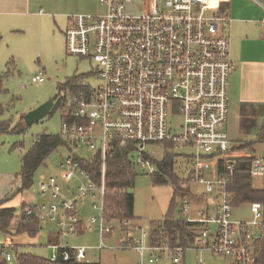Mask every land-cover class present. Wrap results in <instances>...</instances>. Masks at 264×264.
<instances>
[{
    "label": "built area",
    "instance_id": "built-area-1",
    "mask_svg": "<svg viewBox=\"0 0 264 264\" xmlns=\"http://www.w3.org/2000/svg\"><path fill=\"white\" fill-rule=\"evenodd\" d=\"M103 11L68 16L65 31L69 54L94 61L102 84L96 91L80 93L72 101V111L63 122L61 139L68 145L88 146L101 157V184L96 185L76 156L60 164L79 181L77 194L69 195L56 177L41 183V194L58 202L27 204L22 211L27 221L55 222L59 243L51 244V262L86 258L85 248L74 249L67 238L79 231L78 197L90 195L101 200L100 245L113 229L104 214L107 157L113 144L129 147L136 166L150 174L157 172L153 144L176 149L189 148L193 169L181 182L206 208L197 211L193 224L195 243L190 248L135 243L132 231L121 242L140 255V264L159 263L169 254L172 264H182L188 249L207 250L230 258L233 264H260L264 249V205L250 204L252 217H233L234 206L228 185L240 159H251L252 179L264 177V151L252 154L233 143L225 130L228 122L229 77L236 64L230 57V42L224 30L230 18L222 5L226 0H99ZM264 30V22H263ZM45 81L40 72L32 78ZM75 120H79L77 122ZM204 189L200 193L196 186ZM181 214L191 212V199H180ZM94 209H98L96 202ZM130 221L123 226L128 228ZM138 229V225H134ZM11 238L0 240V252L12 260ZM73 251V252H72ZM200 264H205L203 261Z\"/></svg>",
    "mask_w": 264,
    "mask_h": 264
},
{
    "label": "rangeland",
    "instance_id": "rangeland-1",
    "mask_svg": "<svg viewBox=\"0 0 264 264\" xmlns=\"http://www.w3.org/2000/svg\"><path fill=\"white\" fill-rule=\"evenodd\" d=\"M32 4L28 13L9 16L0 26V105L5 112L0 115V121H6L12 128L22 126V131L0 134V202L6 200L4 207L16 209V215L20 219L23 204L36 205L39 203L58 202L50 196L41 194V183L51 177H56L63 190H70L69 195H76L79 181L68 176L60 164L68 158L77 156L81 160L92 162L97 155L96 150L88 146L60 145L48 156L45 163L35 172L33 185L26 190L17 193L21 185L20 174L22 172L23 155L29 152L37 136L50 134L61 136L63 131L64 117L68 113V107L75 97L69 87L63 88L69 81L76 87L84 90L96 91L102 84L97 74L98 65L86 58H79L68 53L66 48L65 31L68 25V16L79 13H99L103 6L99 0H31ZM225 12V10L223 9ZM231 22L224 30L231 33L230 56L237 53L238 45L232 39L234 28L239 26L238 21L242 19L257 20L264 17V0H228L226 10ZM15 17V18H14ZM5 19V18H4ZM255 23V22H254ZM236 31V30H235ZM243 33L245 31L241 30ZM255 42L249 49L258 52L264 48V42ZM246 47L248 46L245 44ZM40 72L44 74L45 81L42 83L33 82L32 78ZM231 96H232V81ZM238 89V85L235 87ZM63 100V106H57L40 120L28 126L22 119L30 111L38 108L49 100L55 103ZM229 121L225 129L229 133L233 143L239 141L253 142L257 139V127L264 125V102L256 109L251 110L245 123L241 119L238 108L232 107ZM233 110V111H232ZM245 124V126H242ZM243 127V128H242ZM245 128V130H244ZM257 152L263 151V144L256 141ZM156 150L158 155L154 159V165L159 171L158 163L163 162L167 154L174 155L173 169L171 174L183 182L189 172L193 169L194 161L191 158L192 150L189 148L176 149L161 144H153L148 151ZM135 181L130 192L135 197L134 219L128 228L121 222L112 221L105 224V227L113 229L111 236L105 238L107 249H98L100 245L99 224H92V219H100L101 200L94 201L89 196L78 197L76 201L77 216L81 222L82 232L68 237L67 242L71 248H85L86 258L84 262L93 264H140V255L133 248H123L121 242L127 237L128 229L132 231V238L135 243L148 242L143 233H149L150 229L162 223L165 216L172 211L176 219L196 218L197 211L205 208L206 201L198 202L192 200L191 212L181 214L180 199H175V188L171 183L169 174H163L166 182L156 184L154 176L146 170L136 166ZM253 187L264 189V177H255ZM196 189L203 193L201 186ZM72 193V194H71ZM176 200V201H175ZM96 202L98 209H94ZM174 202H177L174 207ZM21 211V212H20ZM233 217L239 220H248L252 217L250 205L244 204L234 207ZM17 218V217H16ZM12 222L11 228L17 227L16 220ZM18 221V220H17ZM138 225V229H134ZM40 232L31 237L27 234L14 236L16 248L10 251L12 260L7 264H18L16 254L31 253L39 257L50 259L53 254L51 243H59L54 237L53 242L49 239V233L59 235V228L55 222L41 224ZM7 236V235H6ZM9 236V237H8ZM7 238L10 239L11 235ZM3 237H0V240ZM15 246V244H14ZM148 254L145 263L148 264ZM230 264L231 259L214 255L207 250L188 249L183 256L184 264ZM172 264L169 254H165L159 263Z\"/></svg>",
    "mask_w": 264,
    "mask_h": 264
},
{
    "label": "trees",
    "instance_id": "trees-1",
    "mask_svg": "<svg viewBox=\"0 0 264 264\" xmlns=\"http://www.w3.org/2000/svg\"><path fill=\"white\" fill-rule=\"evenodd\" d=\"M2 37L0 36V41ZM1 83V80H0ZM69 87L73 90V96H76L82 92L89 93L90 90H84L81 87L73 85L72 81H69L63 88ZM1 89V87H0ZM63 106V100L59 99V102L55 103V107ZM69 111H72L71 103L68 107ZM68 111V112H69ZM5 112V108L0 105V115ZM64 117V121L66 120ZM24 121V118L22 119ZM80 122L79 120H75ZM20 132L22 126L15 128L11 127V124L6 121H0V134L9 132ZM260 142L264 143V125L261 127L258 137ZM66 145L61 137L43 134L37 136L32 149L23 155L22 160V172L20 174L21 185L17 189V193L29 189L33 185V177L35 172L45 163L48 156L60 145ZM247 146L249 144H246ZM133 152L129 147H121L118 144H113L108 157L105 177V197H104V218L107 222L118 221L122 224L125 221H133L134 219V207L135 197L130 189L134 185L135 181V168L136 165L133 160ZM76 159L80 161L83 169H85L91 177V180L96 184H101V157L97 153L95 160L87 162L81 160L76 156ZM174 155L167 154L163 162L158 163L159 171L154 174V182L156 184H163L166 182V178L163 174H169L171 183L175 188V199H184L185 197L191 200L200 201L195 197L191 190L183 189L181 187V181L171 174L173 169ZM251 159H240L236 164V173L228 185V191L232 195V204L234 207H239L244 204H252L255 202L262 203L264 205V189H256L253 187V180L250 174ZM6 200L0 202V237L6 235L20 236L27 234L31 237L36 236L41 229V223L38 220L27 221L22 214L19 223L15 230H12L11 225L16 216V209L12 207H4ZM176 201V200H175ZM177 202H174L176 207ZM27 206L23 204L22 211ZM81 222L79 224L78 233L82 232ZM193 224L187 222L184 219H176L174 214L169 212L162 223L154 225L149 232V244L155 246H169V247H184L190 248L195 243V233ZM110 236V235H109ZM59 237L57 238V240ZM55 244H58L57 242ZM14 247L13 249H15ZM73 252V251H72ZM18 264H93L87 262H78L76 260H69L67 262L56 261L51 262L49 259L39 257L31 253L16 254ZM8 261L3 257L0 252V264H7ZM182 264H184L182 262ZM260 264H264V250L260 259Z\"/></svg>",
    "mask_w": 264,
    "mask_h": 264
},
{
    "label": "crops",
    "instance_id": "crops-1",
    "mask_svg": "<svg viewBox=\"0 0 264 264\" xmlns=\"http://www.w3.org/2000/svg\"><path fill=\"white\" fill-rule=\"evenodd\" d=\"M31 4H32L31 0H0V26L1 25L3 26L4 21L6 20V18H8L7 16H9L8 20L10 21L11 16H19L25 13L27 14L28 10L31 7ZM222 8L225 11L227 10L228 0H226V2L222 5ZM234 21H238V24L240 25L239 26L236 25L232 35V39H234L233 41L238 45V50L237 53L234 54V57L230 56L232 61L235 62L236 68L233 70V72L230 74L229 77V98H230L229 116L231 114V99H232V103H234L232 107L238 108L237 106H239V113L241 119L243 120V123H245V119L248 117L250 111L251 110L253 111L254 109L257 108V106H259L260 103L264 102V48L258 52H254L249 49V47L253 46L252 44L255 42L254 34L256 33H258L256 35V42H264V30H263L264 17H259L257 18V20L247 18V19L234 20ZM241 30L245 31V33H243ZM225 35L228 37L230 42L231 33L229 32V30L225 33ZM249 43H251L250 46ZM245 44H247L248 46L246 47ZM230 80L232 81V96H231ZM237 85H238V89L236 90L235 87ZM242 126H245V124H243ZM261 127L260 125L257 127L256 141L263 144V151H264V143L260 142L258 139ZM256 141L253 142L239 141L235 144H237L242 149H247L249 152H251L254 155L261 154L263 151L257 152V149H255L254 147ZM246 144L249 145L247 146ZM203 201H205V199L204 200L202 199L198 202H203ZM16 216H17L16 219L18 220V221L16 220V222L19 223L18 217L20 216V213L17 214ZM18 223H16V225H18ZM15 229L13 228V230ZM54 237L57 238L58 236L55 235L54 233H49V239L51 242H53ZM10 238L15 244V247H17L16 246L17 244L14 240V236H10ZM230 264H233L232 260Z\"/></svg>",
    "mask_w": 264,
    "mask_h": 264
},
{
    "label": "water",
    "instance_id": "water-1",
    "mask_svg": "<svg viewBox=\"0 0 264 264\" xmlns=\"http://www.w3.org/2000/svg\"><path fill=\"white\" fill-rule=\"evenodd\" d=\"M55 106L54 100H49L45 102L44 104L40 105L38 108L30 111L24 116V121L28 126H31L32 124L39 122L48 114L51 112V110Z\"/></svg>",
    "mask_w": 264,
    "mask_h": 264
}]
</instances>
